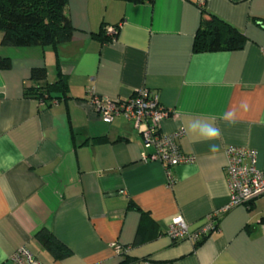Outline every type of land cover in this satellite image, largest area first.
Instances as JSON below:
<instances>
[{"label":"crops","instance_id":"obj_1","mask_svg":"<svg viewBox=\"0 0 264 264\" xmlns=\"http://www.w3.org/2000/svg\"><path fill=\"white\" fill-rule=\"evenodd\" d=\"M202 9L244 34L243 48L194 52ZM64 11L73 34L55 46H3L0 32L10 59L0 69V264H15L21 246L42 264H264V194L220 212L196 245L166 234L174 216L192 232L229 202L228 146L254 148L264 170V25L253 19H264V0H67ZM41 66L46 81H30ZM59 76L65 95L24 96ZM139 90L169 111L161 129L183 130L177 142L193 162L144 161L132 122L106 123L90 102L91 92L124 101ZM206 125L218 139L201 135ZM134 207L154 224L136 245ZM40 230L70 254L54 258Z\"/></svg>","mask_w":264,"mask_h":264},{"label":"trees","instance_id":"obj_2","mask_svg":"<svg viewBox=\"0 0 264 264\" xmlns=\"http://www.w3.org/2000/svg\"><path fill=\"white\" fill-rule=\"evenodd\" d=\"M132 3L151 2L152 0H123ZM67 0H0V32L2 33L1 44L3 46L28 47V46H55L71 39L73 26L64 11ZM264 25V19L253 18ZM105 28H101L104 40ZM110 38V37H109ZM247 39L244 34L224 23L213 15L201 10L199 27L193 41L194 52L238 50L243 48ZM10 67L8 57H0V69ZM47 72L44 67H33L29 80L32 82H45ZM67 92L66 82L59 76L53 83H45L43 86H30L24 88V96L32 97L43 102L58 99ZM57 93L58 96H53ZM133 207V206H132ZM135 209L139 210L137 207ZM139 228L132 245L142 240L140 233L142 225L152 229L154 224L148 214L139 210ZM37 237L41 244L56 259H61L70 254V250L52 233L40 230ZM202 239V238H201ZM198 240L196 244H198ZM131 261L125 259L123 264Z\"/></svg>","mask_w":264,"mask_h":264},{"label":"built area","instance_id":"obj_3","mask_svg":"<svg viewBox=\"0 0 264 264\" xmlns=\"http://www.w3.org/2000/svg\"><path fill=\"white\" fill-rule=\"evenodd\" d=\"M107 32L113 34L114 28L109 27ZM90 95L91 105L102 121L109 123L116 115L122 114L132 122L144 147L149 150L143 157L144 161L159 162L166 167L194 161L193 155L185 154L179 148L177 141L183 135L182 129L171 133L162 131L161 122L170 115L169 111L147 90H139L135 96L124 101L101 98L92 92ZM225 154L227 160L224 170L229 188V202L221 210L208 214L207 223L192 232L180 215L174 216L166 229L170 239L185 238L196 243L214 230L220 212L246 204L264 194V170L257 166V151L254 148L228 146ZM168 184H172L171 177H168ZM12 259L15 264H42L25 246L17 248Z\"/></svg>","mask_w":264,"mask_h":264},{"label":"clouds","instance_id":"obj_4","mask_svg":"<svg viewBox=\"0 0 264 264\" xmlns=\"http://www.w3.org/2000/svg\"><path fill=\"white\" fill-rule=\"evenodd\" d=\"M201 135H203L206 139H218L219 138V130L212 127L211 125H206L200 129ZM212 151L217 150V145H210Z\"/></svg>","mask_w":264,"mask_h":264}]
</instances>
